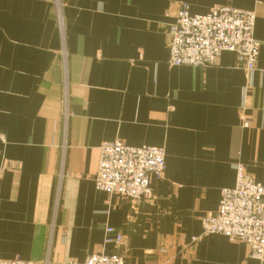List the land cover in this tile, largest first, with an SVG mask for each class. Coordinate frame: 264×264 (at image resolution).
Here are the masks:
<instances>
[{
  "label": "crops",
  "instance_id": "1",
  "mask_svg": "<svg viewBox=\"0 0 264 264\" xmlns=\"http://www.w3.org/2000/svg\"><path fill=\"white\" fill-rule=\"evenodd\" d=\"M230 5L256 13V69L223 51L168 64V26ZM165 149L151 200L95 188L100 145ZM241 164L264 182V0H0V259L264 264L223 234L198 242ZM123 234L104 243L105 227Z\"/></svg>",
  "mask_w": 264,
  "mask_h": 264
},
{
  "label": "built area",
  "instance_id": "2",
  "mask_svg": "<svg viewBox=\"0 0 264 264\" xmlns=\"http://www.w3.org/2000/svg\"><path fill=\"white\" fill-rule=\"evenodd\" d=\"M189 4L178 3L168 26L170 66L217 64L223 51L235 54L236 65L247 72L256 69L261 41L254 37L256 13L230 5L211 8L205 14L190 13ZM95 174V188L119 194L134 203L151 200L149 176L161 178L165 169L163 146H131L120 139L104 141ZM235 184L223 188L215 211L201 217L202 231L191 238L198 242L208 234H223L246 244L249 256L264 263V182H258L241 164L235 165ZM123 234L105 227L104 243L121 244ZM0 264H34L29 260L0 259ZM62 264H124L121 253L94 252L83 261Z\"/></svg>",
  "mask_w": 264,
  "mask_h": 264
}]
</instances>
